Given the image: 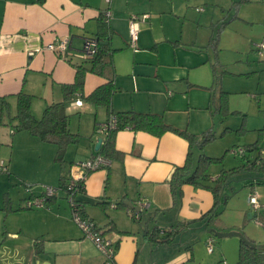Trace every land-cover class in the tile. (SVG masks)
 I'll return each instance as SVG.
<instances>
[{
  "label": "crops",
  "instance_id": "0c3cea01",
  "mask_svg": "<svg viewBox=\"0 0 264 264\" xmlns=\"http://www.w3.org/2000/svg\"><path fill=\"white\" fill-rule=\"evenodd\" d=\"M231 1L0 0V111L6 106L10 110L15 106L16 110L19 92L33 96L30 110L35 118L42 115L46 105L62 101V85L73 83L76 78V65L81 62L77 55L83 38H97L102 12L109 8L111 16L106 25L113 49L116 88L111 110L158 114L166 124L201 135L211 121L210 46L211 28L216 27L213 19L220 12L219 8L224 10ZM132 14L148 15L139 21L134 46L130 45L128 31ZM208 23L210 30L204 28ZM65 37L70 38L71 48L64 55L43 49L48 43ZM83 81L81 93L86 96L105 83L106 78L86 72ZM76 98L82 99V106L75 107L69 102L66 113L69 117L73 112L79 114L68 122L69 130L78 135L77 141L66 147L60 163L56 161L55 144L44 142L27 130H16L0 119V125H5L0 127V152L7 158L8 169L0 173V264L103 262V254L70 219V207L62 190L58 189L48 198L44 207L25 206L26 199L43 193L44 185L58 188L73 163L97 152L95 145L99 135L95 128L108 119V110L86 102L79 92ZM114 146L120 156L110 158L108 168L86 175L84 191L78 195L82 214L115 241L117 264H186L191 261L193 254L189 245L177 249L173 241L161 243L158 240L175 229L195 226L212 208L214 198L210 185L219 172L211 173L209 168L207 180L184 184L178 196H173L169 180L173 170L185 162L189 149L186 138L172 131L155 136L124 128L115 132ZM30 148L37 151L39 164L45 162L43 170L39 167L32 171L35 168L26 165L22 151ZM196 158L193 156L194 162ZM259 178H243L245 184L252 186L251 194L257 195L258 209H252L246 200L240 209L243 217L223 220L220 214L226 230L217 231H241L246 214L255 218L257 212L264 210V200L254 186L264 182V178L256 182ZM234 181L231 176L224 194ZM18 182L24 184V189ZM249 196L250 192L248 199ZM141 199L147 204L135 218L132 212ZM227 199L228 196L224 204ZM109 203L118 205L111 208ZM193 220L196 222L185 226ZM225 242L219 241V246L227 254ZM238 244V241H230L232 247L237 248ZM237 256L231 264L237 263Z\"/></svg>",
  "mask_w": 264,
  "mask_h": 264
},
{
  "label": "rangeland",
  "instance_id": "374dc122",
  "mask_svg": "<svg viewBox=\"0 0 264 264\" xmlns=\"http://www.w3.org/2000/svg\"><path fill=\"white\" fill-rule=\"evenodd\" d=\"M219 11L213 19L216 27L211 28L213 37L219 31L216 51L213 46H210L212 50L210 65L213 71L210 85L213 98L209 107L211 121L204 129V133L209 131L214 137L201 145L194 142L192 154L194 159L200 153L209 157H221L219 161L209 164L211 173L238 167L232 175L236 181L232 182L231 188L225 190L228 199L219 207L223 220L227 217L234 220L243 217L240 209L245 206L248 194L252 191V186L245 184L243 178L251 179L257 176L264 178V174L256 170L242 168L245 159L241 153L234 152L242 148L250 158L254 157L257 149L248 152L245 146L255 142L258 139L259 130H264V55H259L254 47L255 43L264 40V0H232L227 7H224V10L219 8ZM209 24L204 28L210 30ZM225 97L226 103H224ZM12 111L15 114V106L11 110L6 106L0 111V119L6 124H12L11 127L15 128V121L10 119ZM78 115L75 112L70 113L69 119L72 116L76 118ZM1 147L0 144V149ZM8 148L9 146L4 148L5 153ZM37 156V151L31 148L22 151V158L26 165L35 168L32 171H37L39 167L43 170L42 166L45 165L41 159L40 162H42L39 164ZM0 160H4L6 164L7 158L2 152H0ZM56 161L60 163V160ZM23 171L29 170L23 169ZM25 183L27 184L26 181ZM17 185L24 189V184L18 182ZM254 186L264 200V182ZM66 201L70 207V219L72 220L71 206L67 197ZM245 208L249 209V206ZM243 221L244 229L240 232L258 246H264V225L256 217L249 218L247 214ZM196 223L195 226L186 227L176 234H170L177 249H182L186 244L192 248L193 259L186 264H231L236 260L238 247H232L230 241L239 243V237L212 235L213 252L210 253L206 245V236L209 233L205 231L201 220ZM76 226L78 227L77 224ZM154 229L155 227L152 230ZM219 241H227L225 242L227 254L221 251Z\"/></svg>",
  "mask_w": 264,
  "mask_h": 264
},
{
  "label": "trees",
  "instance_id": "16d2710c",
  "mask_svg": "<svg viewBox=\"0 0 264 264\" xmlns=\"http://www.w3.org/2000/svg\"><path fill=\"white\" fill-rule=\"evenodd\" d=\"M98 29L97 54L89 60L81 59V62L76 65V78L74 82L62 85V101L46 105L42 115L39 118H35L30 110L33 96L24 92H19L16 95V113L12 116V118L10 117L11 120L16 121L14 124L15 129L27 130L29 133L37 136L42 141L55 144L57 146L56 160L61 161L66 147L77 141L78 135L72 133L68 127L69 115L66 113V105L75 99L77 92H79L86 102L96 106H104L108 110L109 116H116V127L107 133V136L97 153L103 154L111 159L120 156V153L114 146V135L119 129L128 128L131 130H141L155 136H160L166 131H172L186 138L189 143V149L184 164L177 166L173 170L169 180L173 196H178L181 191V187L184 184H200L204 180H207L209 178V164L219 161L221 157H209L200 153L197 160L194 162L192 146L194 142H198L201 145L205 141L212 139L214 136L211 132L208 131L206 133H202L201 135H193L185 130H180L166 124L162 116L158 114L139 113L135 111L115 113L111 110V98L116 89L114 85L115 69L112 60L113 49L110 47V33L108 26L103 20V16L100 17ZM218 32L217 35L211 39V45L215 48V51L219 37ZM86 72H92L96 75L104 77L106 78V82L96 87L88 95L83 96L81 92ZM224 103H226V97ZM199 138H201V140H199ZM262 145H264V130H259L258 139L245 146L246 151L248 152L257 149V153L254 157L250 158V156L245 153L242 148L234 151L235 153H241L243 159H245L243 165L241 166L242 168L248 170L253 169L261 174H264V156L260 154ZM237 168L238 167L221 169L219 176L212 179L213 184L210 185L214 198L212 208L204 213L200 219H198L204 222V227L208 232L212 228L215 230H226V227H224L222 220L220 219L221 211L219 210V207L227 198V195L224 194V188L228 184L233 173L237 171ZM259 179H256V182L262 181V178ZM64 182L65 180L61 181L59 186L60 188H64ZM82 191H84V184ZM82 191H79L77 195L82 193ZM77 200H79L78 196ZM255 217L262 225H264V210L257 212ZM193 222L196 221H190L185 226ZM180 230L175 229L170 233H166L158 240V242H172L170 234H176ZM209 234V237H213L210 232ZM236 264H264V248H260L259 246L252 247L240 240Z\"/></svg>",
  "mask_w": 264,
  "mask_h": 264
},
{
  "label": "built area",
  "instance_id": "2783aa9c",
  "mask_svg": "<svg viewBox=\"0 0 264 264\" xmlns=\"http://www.w3.org/2000/svg\"><path fill=\"white\" fill-rule=\"evenodd\" d=\"M110 1V0H107ZM103 20L108 23L111 16L110 9L103 10ZM148 15L142 14H132L128 19V31L130 37V45L134 46V41L136 40L139 32V21L145 19ZM254 47L259 55H264V40L255 43ZM71 48L70 38L65 37L59 39L55 42L48 43L43 47L45 50L57 51L58 53L64 55ZM98 51V40L94 36H85L83 38V44L77 55L80 59L89 60L93 58ZM83 101L81 98H76L70 101V105L75 107L82 106ZM116 116L111 115L108 119L101 124H98L95 128V133L102 137V143L107 136V133L116 127ZM101 143V145H102ZM260 154L264 156V145L260 149ZM111 159L103 154L95 153L91 157L85 159L84 161L73 163L70 166L69 174L64 182V188H56L48 185L43 186V193L40 196L28 198L25 201V206L27 208H40L46 205L48 198L53 197L58 189L62 190L71 206V217L72 220L78 225L82 230L83 235L94 243L95 247L103 254L104 259L102 264H117L115 259L116 253V243L111 238L107 237L103 230L97 226V224L88 216L82 214V204L77 200V194L82 191L83 184L88 172L99 169L108 168ZM7 166L5 163L0 161V172H7ZM248 202L252 209H258V200L255 193L250 194ZM147 202L141 199L138 202V206L143 209L146 207ZM111 208H115L116 203H109ZM132 216L137 218L139 213L137 211L132 212ZM213 237H209L207 240V251H213Z\"/></svg>",
  "mask_w": 264,
  "mask_h": 264
},
{
  "label": "water",
  "instance_id": "95a60500",
  "mask_svg": "<svg viewBox=\"0 0 264 264\" xmlns=\"http://www.w3.org/2000/svg\"><path fill=\"white\" fill-rule=\"evenodd\" d=\"M101 143H102V137H98L97 138V143L95 145V150L98 151L100 146H101ZM135 210L140 213L142 211V209L139 207V206H135ZM249 214H251V212H249ZM209 232L216 236V237H224V236H237L240 238V240H242L244 243L252 246V247H256L257 244L248 239L242 232L240 231H237V230H228V231H217L215 229H210ZM261 248H264V247H261Z\"/></svg>",
  "mask_w": 264,
  "mask_h": 264
}]
</instances>
